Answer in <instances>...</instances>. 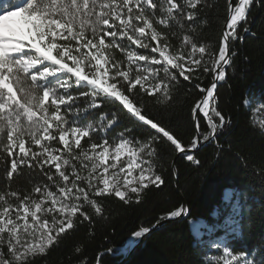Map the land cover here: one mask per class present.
Instances as JSON below:
<instances>
[{"label": "snow or ice", "instance_id": "snow-or-ice-1", "mask_svg": "<svg viewBox=\"0 0 264 264\" xmlns=\"http://www.w3.org/2000/svg\"><path fill=\"white\" fill-rule=\"evenodd\" d=\"M252 2L227 0L230 12L227 28L231 36L246 21ZM200 3L201 0H17L16 3L0 0V147L11 157L10 169L5 174L10 180L19 169L27 167L39 169L48 181L33 188V193L39 194L38 199L31 194L20 196L17 191L0 194V264H30L37 255L45 254L60 234L73 227V217L83 207L79 201L93 205L99 213L101 208L89 198L93 188L96 196L114 193L125 199L129 193L120 190L118 184L110 187L107 177L109 168L116 169L123 156L127 163L119 172H127L125 187L133 184L128 176L139 170L136 178L139 187L130 188L131 193L137 194V200L141 189L148 187L146 182L163 183L160 175H148L152 166L144 156L155 154L151 144H140L135 137L126 138L132 133L131 128L113 138L119 142L113 146L111 164L107 138L100 144H90L92 155L88 150L77 151L81 149L82 138L91 140L92 133L107 136L108 130L117 124L116 112L101 113L95 125L84 123L90 110L100 108L103 101L111 98L112 103L119 102L124 116L131 114L150 125L187 160H193L171 131L143 115L129 97L139 85L149 94L161 93L167 98L176 81L173 70L187 80L191 71L200 68L202 60L196 55L203 56L205 47L197 48L185 35L183 40L191 44V50L173 54L169 51L167 34L158 30L159 25L182 28L183 21L193 20ZM229 39L230 35L225 33V42ZM115 49L126 54V68L113 57ZM219 51V60L227 63L225 48ZM186 64L189 74L185 73ZM161 70L167 79L161 78ZM224 77L221 70L211 86L202 89L206 95L192 109L197 128L200 127L195 120L197 112L203 114L210 128L204 140L214 136L226 122L213 109L220 121L217 125L208 111L217 81ZM52 142L62 144L63 149L54 148ZM197 142L198 139L193 140L192 146ZM34 147L39 151L33 150ZM84 160L91 161L87 176H81L76 169L75 161L88 168ZM45 166L55 169L59 182ZM85 182L86 186L81 187ZM9 197L18 203H12ZM226 199H231L230 193H226ZM185 212L186 209L179 208L169 215L178 217ZM84 217L88 218L86 214ZM148 231L144 228L134 236L141 237ZM230 248L232 245L222 249L223 264H264V251L234 254Z\"/></svg>", "mask_w": 264, "mask_h": 264}, {"label": "trees", "instance_id": "trees-1", "mask_svg": "<svg viewBox=\"0 0 264 264\" xmlns=\"http://www.w3.org/2000/svg\"><path fill=\"white\" fill-rule=\"evenodd\" d=\"M227 16V0H201L193 20L183 21L182 28L159 25L158 30L168 36L169 51L173 54L191 50V44L183 40L185 35L197 48L205 47L203 56L196 55L202 60L201 66L190 72L186 64L185 73L190 72L187 80L178 70H173L176 81L167 98L161 93L149 94L139 85L129 97L143 115L171 131L185 149H195L198 142L195 147L192 142L198 139L199 148L187 152L193 160H187L150 125L131 114L124 116L119 102L114 104L111 98L103 101L100 108L90 110L84 123L95 125L101 113L116 112L117 124L108 130L107 136L92 133L91 140L82 138L81 149L77 151L90 150L91 143L100 144L105 138L112 149L119 142L113 138L131 128L133 131L126 138L135 137L140 144H151L155 154L144 156L152 166L148 175H160L163 183H148V187L139 192L138 200L135 193H129L122 200L114 193L96 196L92 189L89 198L96 201L101 211L97 213L93 205L79 201L83 207L73 217V227L60 234L46 253L37 255L30 264H222L207 258L212 251L207 250L205 237L194 236L191 220H201L210 226L209 239L232 245L230 250L235 254L264 251V0H253L246 21L238 25L234 37L230 29L227 32L230 39L229 59L223 69L225 77L217 81L208 109L217 125L220 121L213 109L225 117V124L209 140H204L203 136L210 132L208 123L203 114L197 112L195 120L200 125L197 128L192 112L205 94L202 89L211 86L214 70L222 62L219 50L224 47L223 27ZM112 55L127 67L125 53L115 49ZM160 75L167 79L162 70ZM52 146L63 149L57 142H52ZM33 150L39 151V148ZM10 162L11 157L0 147V194L17 191L20 196L31 194L38 199L39 194L33 193V188L48 183L46 177L39 169L22 167L9 180L5 173L10 169ZM75 163L78 173L84 176L78 161ZM45 170L59 182L54 168L45 166ZM67 171L70 173L72 169L69 167ZM80 186L85 187L86 182ZM225 190L233 193L229 202L224 200ZM183 202L186 204L183 217L170 216L172 211L182 208ZM167 218L173 219L150 229ZM144 228L149 231L138 242L134 233ZM130 238H135L137 244L122 260L130 248ZM3 251L7 256L6 247ZM256 259L260 256L256 255Z\"/></svg>", "mask_w": 264, "mask_h": 264}, {"label": "rangeland", "instance_id": "rangeland-1", "mask_svg": "<svg viewBox=\"0 0 264 264\" xmlns=\"http://www.w3.org/2000/svg\"><path fill=\"white\" fill-rule=\"evenodd\" d=\"M228 30L229 29L227 28V31ZM211 100H212V98H210V102H211ZM210 102H209V105H210ZM208 108H209V106H208ZM112 150H113V148L110 149V152H109V161H108L109 164H111L113 162L112 159H111ZM88 151H89V155H92L91 150H88ZM78 163H79V169L84 173V176H87L88 172L91 170V161H87V160L83 161V163L88 164V168H84L82 166V162L81 161H78ZM126 163H127L126 156L121 157V161L118 162L116 169H112L111 167L109 168V173L107 174V177L110 180V187L113 184H118L120 190L126 191L128 193H131L130 192V188L132 186L139 187V185L137 183V179H136L138 177V175H139V170H134L132 175L128 176V179L132 180L133 184L129 185L128 187H125V176L127 175V172L121 173V172H119V168L123 167ZM100 171H102V169ZM97 174H99V173H97ZM146 183H150V182H146ZM93 184L95 185L96 181H93ZM226 193H230L231 194V199H232L233 193H232L231 190H225V192H224V200L226 202H229L231 199H226ZM232 205H235V201L232 203ZM190 227H191V230H192V232H193V234H194V236L196 238H200V237H205L206 238V241H205L207 243V247L206 248H207V250H211L212 251L209 254H207V258L211 259V260H218V261H220L223 264V260L221 259V257L223 255L222 249L225 246V244H223L222 242H220L217 239H209V236L212 233V228L210 226L206 225L201 220H197V221L191 220L190 221ZM133 242H135V238H130L129 241H128V244L131 246V244H133ZM217 249H220V251H217ZM249 258L251 259V257H249Z\"/></svg>", "mask_w": 264, "mask_h": 264}, {"label": "water", "instance_id": "water-1", "mask_svg": "<svg viewBox=\"0 0 264 264\" xmlns=\"http://www.w3.org/2000/svg\"><path fill=\"white\" fill-rule=\"evenodd\" d=\"M229 16H230V12L228 11L227 20H226V23H225V25H224V27H223V42H224V48H225V53H224V55H225V57H226L227 63H228V59H229V49H228V41L225 42L224 37H225V33H227V21H228ZM227 63H225L224 61H222L221 64H220V65L214 70L213 81L216 80V78H217L219 72H220L221 70L224 69V67L227 65ZM213 81H212V82H213ZM216 87H217V86H216ZM215 90H216V88L213 90V96H215V95H214ZM205 95H206V93L204 94V96H205ZM204 96L201 98V100L204 98ZM212 99H213V98H212ZM201 100H200V101H201ZM208 109H209V108H208ZM208 111H209V110H208ZM195 119H196V116H195ZM199 146H200V144H199V141H198V144H197V146H196L195 149L199 148ZM195 149H186V150H187V152H192V151L195 150ZM180 154H182V153H180ZM182 208L186 209V204H185V202L182 203ZM183 215H184V214H182L181 216H178L177 218H181V217H183ZM171 219H173V218H167V219L163 220L162 222H160V223H158V224H155V225L152 226L150 229H152V228H157L159 225L164 224V223H166L167 221H169V220H171ZM141 238H142V236H141V237H138L137 241L139 242V241L141 240ZM136 244H137V242H134L133 244H131L130 248L127 250V252L125 253V255H124V257L122 258V260H125V259L131 254V252H132V250L134 249V247H135ZM122 260H120V261H122Z\"/></svg>", "mask_w": 264, "mask_h": 264}, {"label": "bare ground", "instance_id": "bare-ground-1", "mask_svg": "<svg viewBox=\"0 0 264 264\" xmlns=\"http://www.w3.org/2000/svg\"><path fill=\"white\" fill-rule=\"evenodd\" d=\"M229 17H230V16H229ZM228 20H229V18H228ZM227 22H228V21H227ZM228 31H229V30H228ZM228 31H227V32H228Z\"/></svg>", "mask_w": 264, "mask_h": 264}]
</instances>
